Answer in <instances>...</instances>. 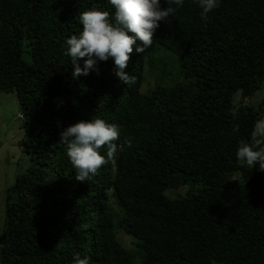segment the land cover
Listing matches in <instances>:
<instances>
[{"label":"trees","instance_id":"16d2710c","mask_svg":"<svg viewBox=\"0 0 264 264\" xmlns=\"http://www.w3.org/2000/svg\"><path fill=\"white\" fill-rule=\"evenodd\" d=\"M197 2L133 46L127 86L112 58L73 79L65 54L79 14L108 0H0V91L30 160L6 189L0 264H264V171L235 155L264 118V97L247 104L264 85V0H219L207 24ZM94 116L120 125L118 155L79 182L60 133Z\"/></svg>","mask_w":264,"mask_h":264},{"label":"clouds","instance_id":"9594fccd","mask_svg":"<svg viewBox=\"0 0 264 264\" xmlns=\"http://www.w3.org/2000/svg\"><path fill=\"white\" fill-rule=\"evenodd\" d=\"M114 12L93 6L79 14L82 31L67 38L66 55L71 58L72 77L79 79L91 71L99 73L98 62L112 58L116 67L115 75L127 86L135 82V76L127 74L131 54L143 53L154 43V34L177 9L182 8L184 0H108ZM202 10L201 19L207 24L209 13L219 8V0H198ZM132 33L134 35H129ZM137 41L141 43L138 45ZM83 60V67L80 61ZM248 98L245 97L244 100ZM237 113H233L235 119ZM239 132V126H232ZM121 128L119 124L92 117L80 120L64 128L60 133V143L66 145L67 156L75 169V179L90 181L98 175L102 166L114 163L118 155ZM131 147V140L125 139ZM106 149V154H102ZM241 166L251 168L259 164L264 171V118L257 119L249 139H241L235 153ZM74 264H90V257L81 258L79 252L73 253Z\"/></svg>","mask_w":264,"mask_h":264},{"label":"rangeland","instance_id":"374dc122","mask_svg":"<svg viewBox=\"0 0 264 264\" xmlns=\"http://www.w3.org/2000/svg\"><path fill=\"white\" fill-rule=\"evenodd\" d=\"M177 78L172 74L169 79ZM155 84L152 77H146L142 91ZM264 97V85L252 96L249 97L247 104L256 106ZM241 101L240 93L234 96V103ZM17 97L14 93L0 91V235L4 223V199L6 189L15 183L16 175L22 173L29 165L30 160L20 146L23 131L20 129L21 121L15 116L19 112ZM169 192L168 195H173ZM117 237L128 249H132V238L125 233H118Z\"/></svg>","mask_w":264,"mask_h":264},{"label":"water","instance_id":"95a60500","mask_svg":"<svg viewBox=\"0 0 264 264\" xmlns=\"http://www.w3.org/2000/svg\"><path fill=\"white\" fill-rule=\"evenodd\" d=\"M4 233H1V235H0V244L2 243V241L4 240Z\"/></svg>","mask_w":264,"mask_h":264},{"label":"built area","instance_id":"2783aa9c","mask_svg":"<svg viewBox=\"0 0 264 264\" xmlns=\"http://www.w3.org/2000/svg\"><path fill=\"white\" fill-rule=\"evenodd\" d=\"M15 118H22V113L21 112L17 113Z\"/></svg>","mask_w":264,"mask_h":264}]
</instances>
